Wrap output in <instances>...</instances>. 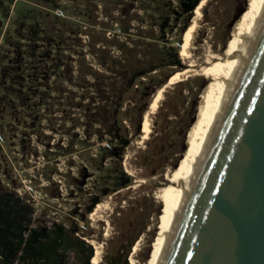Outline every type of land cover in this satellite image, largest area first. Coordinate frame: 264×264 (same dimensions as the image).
I'll list each match as a JSON object with an SVG mask.
<instances>
[{"label":"rangeland","instance_id":"rangeland-1","mask_svg":"<svg viewBox=\"0 0 264 264\" xmlns=\"http://www.w3.org/2000/svg\"><path fill=\"white\" fill-rule=\"evenodd\" d=\"M165 1L161 16L154 10L156 0H0V206L2 198L10 199L26 226L25 238L32 228L55 237L56 225L65 227L66 238L50 264L85 263L87 250L76 249L73 231L93 244L95 253L96 245L102 248L100 264L110 263L134 241L128 258L132 264L139 239L137 264H146L151 256L167 212L160 191L171 183L168 175L185 163L208 94L219 79L218 72H207L218 61L208 60L213 54L226 55L252 2L207 1L189 55L181 54L186 68L167 66L136 80L120 114V133L130 142L121 155L108 156L106 148L121 146L118 139L100 138V123L87 115L90 105L95 108L100 101L88 83L93 81L89 67L101 68L94 51L105 45L120 55L116 46L99 40H125V19L145 29L163 21L155 26L162 35L159 44L178 45L195 12L185 0ZM189 68L186 78L163 86L164 98L151 113L153 126L145 138V116L161 80ZM120 166L132 184L117 189L109 174ZM95 202L92 212L99 203L104 206L91 215ZM21 254L9 252L21 264H47ZM0 264L9 260L0 258Z\"/></svg>","mask_w":264,"mask_h":264},{"label":"water","instance_id":"water-1","mask_svg":"<svg viewBox=\"0 0 264 264\" xmlns=\"http://www.w3.org/2000/svg\"><path fill=\"white\" fill-rule=\"evenodd\" d=\"M160 264H264V15Z\"/></svg>","mask_w":264,"mask_h":264},{"label":"trees","instance_id":"trees-1","mask_svg":"<svg viewBox=\"0 0 264 264\" xmlns=\"http://www.w3.org/2000/svg\"><path fill=\"white\" fill-rule=\"evenodd\" d=\"M156 1L157 4L154 6V10L160 12L161 16L165 15L163 12H165L168 2L165 0ZM200 1L185 0L187 6L194 9V12ZM143 8L146 9L148 7L144 6ZM136 20L139 21V17H136ZM163 24V21H154L149 29H145L142 24L135 26L131 19L122 20L121 32L127 36L125 40L116 36L108 40H99L105 41L111 46H116L120 51V55L117 56L111 53L112 50L105 47V45L96 48L94 51L101 68L89 67L87 73L91 75L93 81L88 83L94 88L100 101L94 104L95 108L90 105L87 115L91 121L94 120L100 123L101 128L97 130L100 133V138L103 139L104 135L107 134L118 139L121 146L112 145L106 148V155L108 156L121 155L122 149L130 142L127 137L120 133L124 122L120 118V114L123 112L127 95L130 94L136 85V80L155 71L162 70L167 66L180 68L179 71L186 68L183 64L181 50L186 41L188 27L185 29L183 37L179 38L178 45L161 46L159 40L162 35L156 32L155 26L159 25L161 27ZM133 29H136V31L133 32ZM98 42L95 43L94 47H96ZM177 73L178 71H173L171 74L164 76L159 89L168 81L170 82ZM143 128V121L140 120L137 127L140 135ZM88 134L91 135V132L88 131ZM109 175L113 179V186L117 189L132 184L130 176L121 166L114 168V171L112 170ZM2 203L3 205L0 206V258L6 257L9 260V264H21L15 258H11L9 252L17 254L22 251L21 258L31 255L45 259L47 264L54 261L60 245L66 238L65 227L57 224L58 230L55 237L50 233L44 234L39 229L32 228L28 237L25 238L26 226L19 220V213L12 208L10 199L2 198ZM97 203L95 202L89 208V212L93 211ZM74 233L73 231V236L70 238L71 241H73L77 250H87L88 254L84 264H91V259L95 256L93 244L87 242L84 238L75 236ZM52 234H54V231ZM133 245L134 241H131L122 254L114 256L108 264H130L128 258Z\"/></svg>","mask_w":264,"mask_h":264},{"label":"bare ground","instance_id":"bare-ground-1","mask_svg":"<svg viewBox=\"0 0 264 264\" xmlns=\"http://www.w3.org/2000/svg\"><path fill=\"white\" fill-rule=\"evenodd\" d=\"M207 1L208 0H201L196 7L192 23L189 25L186 33L185 44L183 45V48L181 50V54L183 57L189 55L190 48L192 47L198 32L200 20L203 15V9ZM263 15L264 0H252L251 8L245 12V15L237 31L235 32L234 37L229 43V49L226 55L218 53L213 54L211 55L210 60H208L209 63H213L215 60L218 61L217 64H213L212 66L208 67L207 72H218L219 79L213 84L208 94V106L201 121L199 131L192 142L191 149L186 155L185 163L181 165L176 171H172L168 175L171 183L164 186L160 191L163 198H165L167 212L165 215V220L161 224L159 235L152 244L153 250L146 264H160L161 262L167 243L180 218L183 206L193 182L194 175L199 167L201 160L203 159L205 151L208 148V141L212 136V130L220 117L223 106L226 104L231 84L236 78L238 70L242 62L244 61L245 55L247 54L251 42L255 37L256 31L259 27ZM191 71L192 69L189 68L187 70L179 72L168 84L186 78L187 75L191 74ZM164 93L165 87H161L154 101V104L145 116L147 127L146 133L144 135L145 138H149L153 126L151 113L156 112V110L161 105V102L164 98ZM102 205L103 203H99L96 207V210L92 212L91 215H94ZM141 241L142 240L139 239L138 242H136V245L132 252V264H137L135 255L141 249ZM101 257L102 248L96 245V253L93 258V263L100 264Z\"/></svg>","mask_w":264,"mask_h":264}]
</instances>
